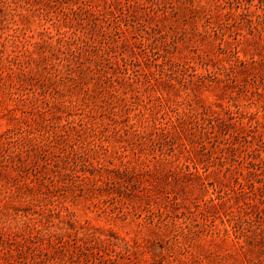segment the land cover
Instances as JSON below:
<instances>
[{
	"label": "rangeland",
	"instance_id": "1",
	"mask_svg": "<svg viewBox=\"0 0 264 264\" xmlns=\"http://www.w3.org/2000/svg\"><path fill=\"white\" fill-rule=\"evenodd\" d=\"M0 264H264V0H0Z\"/></svg>",
	"mask_w": 264,
	"mask_h": 264
}]
</instances>
